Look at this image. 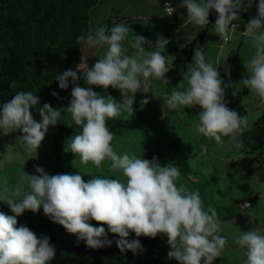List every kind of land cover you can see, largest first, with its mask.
Returning a JSON list of instances; mask_svg holds the SVG:
<instances>
[{
	"label": "clouds",
	"instance_id": "1",
	"mask_svg": "<svg viewBox=\"0 0 264 264\" xmlns=\"http://www.w3.org/2000/svg\"><path fill=\"white\" fill-rule=\"evenodd\" d=\"M252 3L253 0H247L246 4L244 0H182L180 7L187 9V20L199 30L208 26L210 10H215L218 15L214 33L227 42L229 32L239 26L234 22ZM164 7L167 15L175 11L170 4ZM257 9L258 14L248 20L243 33L255 51L250 60V75L242 79V83L264 103V0H258ZM132 32L123 20L113 22L108 28L98 26L95 31H81L76 37V44L81 48L85 44L90 47L106 44L108 49L91 68L86 66L83 79L89 87L77 84L81 78L78 65L76 70L57 74L60 89L72 85L66 108L44 103L39 107L40 120L37 121L30 109L40 105V100L32 91H18L0 105V135L21 131L17 142L26 153L38 151L49 127L56 126L62 111H67L80 129L70 137V152L79 156L81 164L91 162L97 169L108 160L111 170L121 171L125 178L95 175L85 181L80 171L49 175L43 167L34 166L38 175L22 173L12 186L5 180L0 188V201H6L14 215L0 212V264H50L55 258L56 248L49 236H38L29 227L18 226V216L25 211L37 213L41 208L51 221L63 226L67 233L77 237V242L84 241L91 249L115 242L121 253L131 251L138 255L143 246L139 239L129 238L134 233L136 237L166 236L170 246L167 258L179 264H213L221 257L228 238L220 234L218 212L211 206L205 210L198 191L177 183L182 167L173 162L161 166L156 157L147 159L143 154L120 155L112 146L116 133L110 131L108 121L124 113H135L137 92L159 98L156 92L150 91L153 87L150 77L169 83L166 74L171 67L161 51L165 50L168 40L162 43L158 37L153 43L134 34L130 43L138 54L128 55L124 42ZM145 44L150 50H145ZM204 47L194 50L192 63L183 72L188 87L173 90L163 98L161 119L181 106L199 105L202 111L198 115L199 122L194 125L198 133L213 138L217 145H223L227 138L236 149H244L243 134L252 131L253 124L246 115L230 109L225 100L226 89L234 84H226L218 68L223 66L230 80L228 56L223 65L214 64L206 58ZM9 86L15 87V84ZM90 86L118 89L122 100L117 101L110 95L104 97ZM52 95L58 94L53 92ZM147 103V98L140 100V109ZM92 221L100 226H94ZM109 233L114 234L113 239H109ZM262 233L264 230L257 226L236 238V244L246 249L244 264H264Z\"/></svg>",
	"mask_w": 264,
	"mask_h": 264
},
{
	"label": "rangeland",
	"instance_id": "2",
	"mask_svg": "<svg viewBox=\"0 0 264 264\" xmlns=\"http://www.w3.org/2000/svg\"><path fill=\"white\" fill-rule=\"evenodd\" d=\"M168 1L174 9L178 8L179 0ZM257 5L258 0H253L251 7L245 8L251 18L258 14ZM119 17H126L123 21L133 29L124 42L128 55L138 54L130 43L134 34L142 35L153 43L159 37L162 43L168 40L165 50L161 51L168 57L169 64L173 57L172 45H183L200 31L187 20L186 8L167 15L158 0H102L91 12L90 28L95 31L98 26L111 27L113 22H119ZM183 25L185 26L182 27ZM213 27L212 24L208 27L206 42L201 46H205V56L214 64L218 62L223 65L228 56L226 64L229 66L230 80L223 66L218 71L226 84H234V87L226 89L225 95L236 93L242 88L245 75H250V60L255 50L248 43V37L243 35L244 30L230 32L228 41L224 42L214 33ZM144 48L150 50L147 44ZM107 49L106 44L97 47L87 44L82 46V72L77 81L79 86L89 87L83 79L86 66L91 68L103 58ZM191 63L192 60L187 67ZM149 79L153 85L150 91L156 92L159 98H152L151 93L137 92L133 105L135 113H124L108 121L110 131L116 133L112 141L114 150L120 155L129 153L136 156L143 154L147 159L156 157L161 166H166L169 162L180 165L182 175L177 183H183L191 191H198L205 210L209 206L216 208L221 222L220 234L228 238L221 257L213 264H244L246 249L236 244V238L253 227L258 226L264 230V149L260 155L246 154L236 151L227 139H224L223 145H217L213 138L198 133L194 125L199 122L198 115L202 111L199 105L181 106L179 110L172 111L168 117L161 119V105L165 95L173 90H185L188 84L184 79L171 85L152 77ZM90 87L104 97L110 95L117 101L122 100L120 91L111 86L107 90L100 86ZM71 90L52 102L51 106L66 108L71 99ZM145 98L149 99V103L140 109L139 102ZM240 99L250 122L264 112V103L249 89ZM228 107L231 109L230 105ZM34 117L37 121L40 120L39 114ZM79 131V127L73 124L71 114L62 111L60 121L56 126L49 127L37 152L26 153L20 148L17 137L22 132L19 130L0 135V188L5 180L10 186L15 185L22 173L38 175L34 166L43 167L49 175L80 171L85 181L95 175L125 179L121 171L111 170V162L108 160L102 162L100 169L91 162L86 165L80 163L79 156H74L69 146L70 137ZM27 190L25 185V191ZM243 200H247L250 207L244 206ZM0 212L14 215L6 201ZM17 220L18 226H27L38 236H49L50 243L56 248L55 258L68 254L77 242L75 235L67 233L63 226L45 216L42 208L37 213L25 211Z\"/></svg>",
	"mask_w": 264,
	"mask_h": 264
},
{
	"label": "trees",
	"instance_id": "3",
	"mask_svg": "<svg viewBox=\"0 0 264 264\" xmlns=\"http://www.w3.org/2000/svg\"><path fill=\"white\" fill-rule=\"evenodd\" d=\"M101 1L0 0V105L18 91H32L40 100V105L30 109L35 116L44 103L51 104L72 89L71 83L68 89H60L56 76L69 69L76 70L77 65L82 72V52L80 45L76 44V37L82 30L94 31L90 28L91 12ZM158 1L163 6V0ZM216 14L215 10H210L208 26L212 20L215 21ZM250 18L251 14L244 9L236 30H244ZM125 19L119 17L118 21ZM207 27L200 29L196 37L183 45H172L173 57L169 64L171 69L166 74L169 78L166 85L183 79V72L187 70L194 50L202 43ZM248 76L249 73L245 78ZM12 83L15 87L9 86ZM53 92L58 95L53 96ZM247 92L248 89L242 85L236 93L225 95L231 109L242 116L246 109L240 96ZM252 124V131L242 137L245 148L238 150L231 146L238 152L260 155L264 149V112ZM3 208L4 201H0V211ZM91 223L100 226L95 221ZM104 227L107 229L106 225ZM108 236L113 239L114 234L109 233ZM129 238L141 241L143 251L138 255L131 251L121 253L115 242L111 246L91 249L84 241H79L68 254L54 258L50 264H179L175 259L167 258L170 246L166 236L136 237L131 233Z\"/></svg>",
	"mask_w": 264,
	"mask_h": 264
},
{
	"label": "built area",
	"instance_id": "4",
	"mask_svg": "<svg viewBox=\"0 0 264 264\" xmlns=\"http://www.w3.org/2000/svg\"><path fill=\"white\" fill-rule=\"evenodd\" d=\"M181 2H182V1H181ZM165 4H170V5H171V3H170L168 0H163V6H162V7H163L165 13L167 14V11H166V9H165V7H164ZM180 4H181V3H180ZM180 4H179V6H178L177 9L181 8V7H180ZM171 6H172V5H171ZM172 7H173V6H172ZM177 9H175V11L173 12V14L177 11ZM217 15H218V14H216L215 20H216V18H217ZM214 23H215V21H214ZM234 23L239 24L238 21H237V22L235 21ZM214 27H215V25H214ZM224 42H225V41H224ZM242 203H243V204H248L249 202H248L247 200H243Z\"/></svg>",
	"mask_w": 264,
	"mask_h": 264
},
{
	"label": "crops",
	"instance_id": "5",
	"mask_svg": "<svg viewBox=\"0 0 264 264\" xmlns=\"http://www.w3.org/2000/svg\"><path fill=\"white\" fill-rule=\"evenodd\" d=\"M183 7H181V8H179L178 9V11L179 10H181ZM175 14V13H174ZM212 24V26H214V20H212L211 22H210V25ZM209 27V26H208ZM208 27H207V29H206V32L208 31ZM213 29H215V27H213ZM245 30V29H244ZM239 30H235L234 32H238ZM241 31H243V30H241ZM206 32H205V35H204V39H203V41H202V43L200 44V46L204 43V41H205V36H206ZM243 33H244V31H243ZM206 42V41H205ZM173 45H179L178 43H176V44H173ZM191 60H192V56H191Z\"/></svg>",
	"mask_w": 264,
	"mask_h": 264
}]
</instances>
